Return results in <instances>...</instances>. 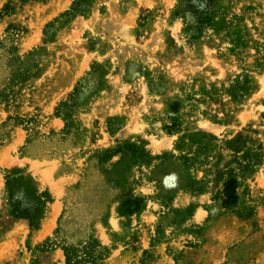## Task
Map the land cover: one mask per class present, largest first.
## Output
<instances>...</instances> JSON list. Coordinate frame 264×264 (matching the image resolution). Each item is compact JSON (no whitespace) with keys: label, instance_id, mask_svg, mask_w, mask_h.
I'll use <instances>...</instances> for the list:
<instances>
[{"label":"rangeland","instance_id":"1","mask_svg":"<svg viewBox=\"0 0 264 264\" xmlns=\"http://www.w3.org/2000/svg\"><path fill=\"white\" fill-rule=\"evenodd\" d=\"M0 264H264V0H0Z\"/></svg>","mask_w":264,"mask_h":264},{"label":"bare ground","instance_id":"2","mask_svg":"<svg viewBox=\"0 0 264 264\" xmlns=\"http://www.w3.org/2000/svg\"><path fill=\"white\" fill-rule=\"evenodd\" d=\"M73 24V23H72ZM85 64V63H84ZM209 126V125H208ZM59 211V204L55 203L53 205L52 213H51V220L56 216V213ZM214 228V227H213Z\"/></svg>","mask_w":264,"mask_h":264},{"label":"trees","instance_id":"3","mask_svg":"<svg viewBox=\"0 0 264 264\" xmlns=\"http://www.w3.org/2000/svg\"><path fill=\"white\" fill-rule=\"evenodd\" d=\"M225 193L227 194V197L232 195V192H230V191L228 192V190H226V189H225Z\"/></svg>","mask_w":264,"mask_h":264}]
</instances>
